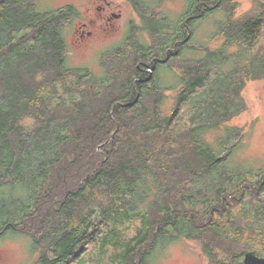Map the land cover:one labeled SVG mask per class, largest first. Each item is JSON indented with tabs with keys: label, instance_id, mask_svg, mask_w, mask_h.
<instances>
[{
	"label": "trees",
	"instance_id": "trees-1",
	"mask_svg": "<svg viewBox=\"0 0 264 264\" xmlns=\"http://www.w3.org/2000/svg\"><path fill=\"white\" fill-rule=\"evenodd\" d=\"M186 1L177 21L140 12L150 41L126 37L95 73L67 64L74 6L0 0V238L28 237L30 264H85L89 245L95 264H155L177 239L197 241L208 264H264V163L229 166L242 127L207 138L264 79V0L237 17L238 0ZM220 10L219 46L194 45L197 20Z\"/></svg>",
	"mask_w": 264,
	"mask_h": 264
},
{
	"label": "rangeland",
	"instance_id": "rangeland-1",
	"mask_svg": "<svg viewBox=\"0 0 264 264\" xmlns=\"http://www.w3.org/2000/svg\"><path fill=\"white\" fill-rule=\"evenodd\" d=\"M109 1L111 2L110 10L120 12L122 15L119 20L114 22L113 32H111L108 38L99 37L96 40H92L87 46H79L76 37L78 24L85 21V18L89 16V12L92 16L98 15L93 8L96 0H35L36 8L39 11L54 10L68 5L74 6L79 11V16L67 25L65 32V40L68 46V66L88 69L92 72L99 73L101 70V54L108 48L122 42V39L130 33L129 30L133 28V25L136 28H133L135 35L132 38H137L139 42L150 41L148 33L142 28H139L142 25L141 17L128 0ZM150 1L156 4L154 6L155 13L163 12L173 21L179 20V16L186 9L187 4L186 0ZM238 1L239 7L235 12L236 17L246 12L251 6L249 0ZM207 16V19H199L195 23L196 27L193 30L191 42L194 45L207 44L209 48L215 49L219 46L221 40L214 37L211 38V34L216 30L215 20L223 17V10ZM187 53L191 56L199 55L198 51L191 49H188ZM170 63L173 65L176 64L175 61H170ZM162 65L160 64V66ZM147 70V72H150V69L147 68ZM165 72L162 78L163 83L166 85L169 83L172 84V80L168 78V70L165 69ZM175 92L174 90L165 92L167 96L165 108L171 106L172 97L175 95ZM242 95L246 103V109L230 121L222 124L219 130L207 135L209 140H213V138L223 133L225 126L244 128L246 134L243 145L235 151L229 163V166L233 169L235 166L243 169L249 167L255 168L264 163V79L247 82ZM4 101V98L0 99V103H4ZM184 124L181 125L183 126ZM125 225L126 236H131L140 227L141 222L139 219H134ZM91 246H88L90 248L84 258L85 264H95V260H97V249ZM157 256L154 259L155 264H208L200 244L195 240L189 239H177L163 246ZM32 260L31 241L28 237L21 234H13L5 238H0V264H30ZM102 262L105 264L106 258H103Z\"/></svg>",
	"mask_w": 264,
	"mask_h": 264
},
{
	"label": "flooded vegetation",
	"instance_id": "flooded-vegetation-1",
	"mask_svg": "<svg viewBox=\"0 0 264 264\" xmlns=\"http://www.w3.org/2000/svg\"><path fill=\"white\" fill-rule=\"evenodd\" d=\"M161 1V0H158ZM128 2L133 6V8L138 12L139 16L140 12L143 14V16H146V20H150V15L149 13H152L155 17L159 18H168V16L165 15L163 12H157L155 13V8L154 6L156 5L155 2H151L150 0H128ZM187 5V4H186ZM111 7V2L109 0H96V3L94 4L93 8L95 12L98 13V18L97 16H92L90 15L85 18V21L81 22V24H78L77 28V42L79 46H87L88 44L91 43L92 40H96L99 37H105L108 38V36L113 32V24L115 21L119 20L121 18V13L120 12H115L113 10H110ZM186 11V9L183 11V13ZM194 11V9H191V12ZM148 13V14H147ZM147 14V15H144ZM79 16V11L78 15ZM196 14L190 13V14H184L182 17V22L184 24V28L186 30L190 29V25L188 24L189 20H194ZM74 17L73 20L76 18ZM171 20V19H169ZM142 21V19H141ZM181 23H178V26L176 27L177 30H181ZM144 26V24L141 25ZM133 28L135 29L136 26L133 25ZM133 28H130V33L132 34H127L124 39L128 36H134L135 35V30ZM149 36V35H148ZM190 37V34L184 38V39H176V44L186 42L188 41ZM122 39V42L123 40ZM176 44L172 52V56H170V53L167 51L165 57H160V56H155L157 62H163L165 60H170L173 58V54L176 53Z\"/></svg>",
	"mask_w": 264,
	"mask_h": 264
}]
</instances>
